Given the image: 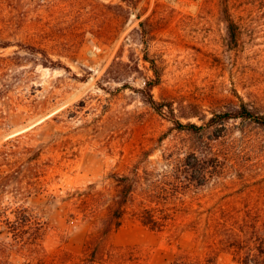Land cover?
Returning <instances> with one entry per match:
<instances>
[{"label": "rangeland", "instance_id": "rangeland-1", "mask_svg": "<svg viewBox=\"0 0 264 264\" xmlns=\"http://www.w3.org/2000/svg\"><path fill=\"white\" fill-rule=\"evenodd\" d=\"M228 7L236 40L219 0H0V205L40 211L49 252L78 251L92 230L68 192L102 188L109 171L133 165L163 188L185 182L163 199L168 207L190 206L203 218L218 206L264 207V128L251 118L207 125L241 101L264 116V0ZM147 48L161 69L151 89L160 110L139 92L152 76L141 59ZM192 153L205 154L200 184L187 182L182 165ZM43 179L47 191L38 189ZM187 222L178 215L157 229L127 214L110 241L128 258L97 264L203 257L208 249ZM10 260L28 264L14 250ZM216 263L238 264L227 251Z\"/></svg>", "mask_w": 264, "mask_h": 264}, {"label": "trees", "instance_id": "trees-1", "mask_svg": "<svg viewBox=\"0 0 264 264\" xmlns=\"http://www.w3.org/2000/svg\"><path fill=\"white\" fill-rule=\"evenodd\" d=\"M125 1L134 3L135 0ZM219 4L225 16L226 29L231 39L236 40L239 24L230 13L229 0H219ZM133 31L138 33L140 30L134 28ZM128 58L132 60V54ZM141 59L149 62L152 76L143 79L139 92L146 102L160 110L161 106L151 92L161 75L159 60L154 55L150 56L148 48ZM135 66L138 68L137 62ZM237 118H251L264 128V116L256 114L244 101L210 117L207 125ZM189 126L199 128L194 123H189ZM39 156L40 153L38 160ZM190 157L192 159H184L182 165L188 169H184L186 178L189 176L187 182L192 184L195 180L204 179L207 164L205 154L192 153ZM43 165L45 163L41 160L37 163L39 176H45ZM146 175V170L140 172L138 166L133 165L123 171H109L102 188L89 183L68 192V198L73 201L70 203L71 210L92 228L78 251L57 248L49 252L44 245L48 223L40 211L26 205L14 208L0 205V231L4 230L7 239L0 240V264H15L10 260L11 250L21 253L28 264H97L105 260H124L128 258V251L113 249L110 239L127 214L134 215L143 225L157 229L171 225L178 215L188 218L186 225L194 231L195 241L208 251L203 257L181 253L170 264H217L218 251L229 252L238 264H264V207L230 210L218 206L208 210L203 218V211L198 209L190 206L168 207L163 203V199L168 201L176 197L178 188L187 186L182 179L163 188L157 180L150 181ZM46 182L45 179L39 180L38 189L47 191L43 184Z\"/></svg>", "mask_w": 264, "mask_h": 264}]
</instances>
